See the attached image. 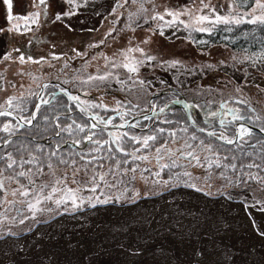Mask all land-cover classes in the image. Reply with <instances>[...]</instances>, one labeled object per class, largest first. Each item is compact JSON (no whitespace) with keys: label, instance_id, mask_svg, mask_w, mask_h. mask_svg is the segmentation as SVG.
I'll return each instance as SVG.
<instances>
[{"label":"rangeland","instance_id":"rangeland-1","mask_svg":"<svg viewBox=\"0 0 264 264\" xmlns=\"http://www.w3.org/2000/svg\"><path fill=\"white\" fill-rule=\"evenodd\" d=\"M115 2L116 0H89L87 7L79 9L76 16L65 17L63 22H53L55 14L67 8L63 0H48L47 15L44 14L43 5L33 6V0H12L13 16L40 13L38 24L32 25L31 31L20 35L7 31L11 26L6 17L7 6L4 0H0V29H4L0 31V58L5 53H11L17 61L0 63V87L4 89L0 91V105L9 97H15L13 103L26 106L31 103L27 95L32 91L36 94L40 83L47 81L71 86L73 90H93L94 87L81 81L90 74H95L97 69L104 71L105 57H115L119 61L122 59L117 55L119 50L138 45L155 59L140 70L139 78L145 84L132 86L136 103L141 97L144 106L149 102L152 91L176 85L175 79H181L188 84L179 88L187 101L197 103L198 100L207 98L201 104L221 101L233 103L232 99L237 98L251 105L254 112L264 120V59L234 52L222 44L191 42L186 37L185 28L179 30L182 25L165 28L163 36L158 33L153 35L149 29H155L156 22L145 23L143 15H130L138 12L139 5L130 4L117 9L115 15H108ZM155 2L157 10L163 11L164 6L178 8L190 5L192 0ZM228 2L229 0H212L222 16L228 14ZM196 3L198 5L199 0ZM253 6L254 0L251 7ZM246 11L237 9V12ZM19 23L23 25V21ZM66 25H70L71 30ZM133 28L135 31L131 30ZM90 29L94 31H89ZM110 31L111 36L108 35ZM149 37L147 44L140 42ZM17 48L19 51H15ZM73 49L84 55L78 56ZM20 55L25 56L24 64L18 62ZM54 56L60 58L54 59ZM28 57L32 59L28 60ZM248 57L252 60L246 59ZM171 61H179L180 64L170 67ZM221 61L224 63L221 64ZM206 64H212L215 70L202 69V65ZM21 71L23 76L19 75ZM110 88L118 91L115 84ZM119 95L124 96L125 93L119 91ZM110 100L115 102L114 99ZM179 112L182 114L181 110ZM52 115L50 122L54 121L55 114ZM175 120L168 125L169 131H176L180 144L184 141L191 144L199 142L195 151L200 155H210L200 145L203 139L195 135L197 139L192 140L194 133L185 124L181 127L180 120ZM185 128L187 132L183 131ZM34 130H38L37 127ZM168 139L171 138L167 135ZM161 141L166 140L161 139L157 144ZM168 147L174 150L177 144L169 143ZM211 147L221 154L216 145ZM234 151L239 154L240 150ZM232 152L233 150H227L221 156L232 155ZM155 155L154 152L149 154L151 163L135 161L132 165L139 164L141 170L151 168L155 171ZM189 171L194 176L204 175L200 168L190 167ZM143 176L148 178L147 182L141 178L139 171L135 180L130 182L133 183L132 196L131 199L130 196L126 197L124 205L106 204L69 214L39 225L29 234L0 239V264H185L184 246L173 233L177 231L178 224H189L193 219L190 214L199 217L201 222L219 221L230 226L227 234L222 232L221 235L224 236V243L234 250L233 264H264L261 259L264 253H248L251 245H255L259 251L262 242L252 234L247 217L238 203L217 195L206 196L182 184L172 187L154 185L150 173L145 172ZM162 177L168 179L167 170L162 173ZM223 183L213 175L212 192L215 193L216 188ZM226 191H231L234 195L237 193L232 188ZM106 192L112 194L114 190ZM136 192L140 196L135 197ZM254 215L259 218V214Z\"/></svg>","mask_w":264,"mask_h":264},{"label":"snow or ice","instance_id":"snow-or-ice-1","mask_svg":"<svg viewBox=\"0 0 264 264\" xmlns=\"http://www.w3.org/2000/svg\"><path fill=\"white\" fill-rule=\"evenodd\" d=\"M4 3L7 6L6 17L11 25L7 31L24 35L32 30V25L38 24L39 12L13 16L12 0H4ZM241 3L242 0H229L228 14L222 16L217 11V5L212 4V0H199L198 5L196 0H192L190 5L186 4L178 8L164 6L163 11L157 10L158 6L155 0H116L108 15H115L117 9H123L130 4L139 5L138 12L130 15H143L145 23L156 22V28L149 29V31L153 35L158 33L161 36L164 35L165 28L181 25L185 29L207 32L209 35L211 29L204 27L205 24L213 26L239 25L241 23L264 25V0H254V6L246 12H237ZM63 4L67 5V8L57 12L52 18L53 22H63L65 17L76 16L79 9L87 7L89 0H63ZM39 5L44 6L43 11L47 15L48 0H33V6ZM145 5H151V7ZM182 17H187V19H182ZM13 21L16 23H12ZM19 21H23V25ZM66 27L71 30L70 25H66ZM129 27L131 28V25ZM131 30L135 31L134 28ZM0 31H4V29H0ZM89 31H94V29ZM108 35L111 36L112 32L110 31ZM149 39L150 37L142 39L140 42L147 44ZM129 44H131V40ZM94 46L98 47L99 45ZM90 47L92 46L90 45ZM15 51H19V49L17 48ZM73 51L78 56L84 55L76 49ZM117 55L122 59L117 61L115 57H105L104 71L97 69L95 74H90L81 83L90 85L97 91L102 88H110L115 84L117 89L124 92L126 96L133 92V85L143 86L145 81L139 78L140 70L155 58L148 56L144 49L138 45L123 48ZM53 58L59 59L60 57L54 56ZM31 59L28 57V60ZM246 59L252 60L251 57ZM258 59H264V53ZM4 61L17 62L11 53H5L0 58V63ZM18 62L24 64L25 56L20 55ZM34 62L40 63V61ZM179 64V61H171L169 66L175 67ZM204 68L215 70L212 64L202 65V69ZM186 70L192 71V69ZM19 75L23 76V71ZM0 79H2V75H0ZM47 87L48 85H43V88ZM3 90L0 87V91ZM63 94L73 103L86 105V107L80 108L81 112H87L88 109H99L100 112H111L116 115L102 116L100 112L93 111L84 123L73 120L71 124L66 125L59 123L60 117L56 116L54 119L57 121L55 124L57 131L54 135L66 134L68 140L57 141L48 150L43 145H36L32 150L17 148L16 154L12 151L0 153V239L16 235L10 227L6 228L5 226L10 221L16 223L17 216H19L18 223L24 224L28 219L35 221L38 213L42 214L61 208L65 211L78 210L86 203L89 206H94V200L106 203L107 200H100L97 193L102 195L104 188H114L118 184H123L125 177L129 182L135 180L139 171L145 182L148 178H145L143 173H150L154 185L172 187L182 184L197 192H202L206 196L217 195L233 203H238L244 216L247 217L252 234L262 242L259 251L255 245H251L248 249L249 255L264 253V140L259 141L261 147L259 150H255V144L250 143L254 136L252 129L244 123H239L244 120L255 123L259 117L254 119L251 115L243 114L239 108H229L227 101L221 102L220 108L223 110L224 118L220 120V124L223 129L232 125V135L228 136L224 131H221L218 136L216 132H209L208 135L217 136L224 143L235 145L240 150L239 154L233 150L232 155L221 156L210 145H204V142L200 141V145H203L206 152L210 154L200 155L195 151L193 144L184 141L181 145L177 139L176 131H169L168 136L171 139L161 141L159 144L157 141L165 133L164 128L154 129L155 134L143 137L133 135L129 131H122L124 128H134L139 123V121L137 123L115 122L117 120L125 121L134 109L140 107L138 103H133L130 99H117L115 106H110L103 103V96L85 101L81 100L79 96L71 95L67 90H64ZM84 95H88V92L85 91ZM38 99L40 102L35 105L36 112L40 111L42 105L50 103L42 96H38ZM14 100L15 97H9L6 101L10 108L13 107ZM173 103H179V101L176 100ZM235 103L240 104L243 101L236 100ZM153 107L155 106L153 105ZM184 107L190 106L185 104ZM160 111L163 112L164 109L161 108ZM11 115L12 113L9 111H0V116ZM211 115L218 116L220 113L212 112ZM144 118L149 119L148 116ZM21 119L31 125L36 116L32 115L30 119L21 117ZM162 123H170V121L165 120ZM14 127L17 126L12 125L11 122L4 123L0 126V132L14 134ZM109 128L114 131H108L107 135H103ZM97 130L101 135H98ZM183 131L187 132V129L185 128ZM200 131L204 130L200 129ZM260 131L264 132V127ZM75 135H79V138H73ZM191 139L196 140L197 138L192 135ZM11 143V140H3V145ZM63 143L70 144L68 151L61 150ZM169 143H175L177 147L173 150L168 147ZM86 144H91L93 147L85 149L84 145ZM245 145L252 147L255 153L246 151ZM152 152L156 154L154 157L157 163L155 171L151 168L141 170L139 164L131 166L135 161L151 163L149 154ZM161 161L164 162L161 163ZM190 167L202 169L204 175L194 176L189 171ZM165 170L168 171V179L162 177ZM213 175L224 182L216 188L215 193L212 192ZM228 188L240 191L234 195L233 192L226 191ZM135 195L139 196L140 193L136 192ZM12 212H15L16 215H11ZM254 213L259 214V218ZM190 215H193V219L189 224H178L177 231L173 233L177 236L178 242L184 246L185 264H233L234 250L224 243V236L221 235L222 232L226 235L230 226L219 221L208 222L205 220L201 222L199 217H195L194 214ZM261 259L264 260V255L261 256Z\"/></svg>","mask_w":264,"mask_h":264},{"label":"flooded vegetation","instance_id":"flooded-vegetation-1","mask_svg":"<svg viewBox=\"0 0 264 264\" xmlns=\"http://www.w3.org/2000/svg\"><path fill=\"white\" fill-rule=\"evenodd\" d=\"M57 84H59V86H56ZM112 88L101 89L99 91L95 90L92 93H88V95H84L83 91L81 90L80 91L73 90L71 88L64 87L60 83H56L53 85H49L47 88H43V87L39 88L36 94H34V91H32L31 94L27 96L30 98L31 103H27L26 106L23 105L18 106V103H13V107L10 108L6 102L1 104L0 111H9L12 113V115L0 116V126H2L4 123L11 122L12 125L17 127L13 128L14 134L11 135L0 132V153H4L6 151H12L14 154H16L15 150L17 148L21 150H23L24 148H27L28 150H32L36 145H43L45 149L48 150L50 147L54 146L57 141L64 142L68 140L69 138L66 136V134H62L61 136L54 135L55 131H57V129L55 128V124L57 123V121L54 119V121L50 122L49 119L51 116H53L52 114H55L54 117L56 116L60 117V120L58 121L59 123L66 125V124H71L73 120H76L79 123H84V121L88 118V116L92 115L93 111L100 112L99 109H95V110L88 109L87 112H81L80 108L86 107V105L82 106L79 105L78 103H73L71 100L68 99L67 96L63 94L64 90H67L71 95L79 96L81 100H85V101H91L94 100V98L96 97L103 96V103L108 104L110 106H115L117 99L119 100L130 99L133 101V103H136L132 93L128 94L127 96L126 94L124 96H120L119 90L117 91L116 89H112ZM169 92H172L173 96H171L170 98H164L161 104L159 103L158 100L153 99L152 102L147 101V103L144 106H142V99L140 97L138 102L140 107L134 109V111L126 117L125 121L117 120L115 122L137 123V121H139L137 126L134 128L122 129V131H129L133 135H137V133L145 130H150V128L153 127L156 123H161L162 121L167 120L166 119L167 111L173 109L172 107L182 106V103L179 101V103H175L174 105H172L171 108L168 107L169 109L168 108L167 110L165 109L166 111L164 113L162 114L158 113L160 109L164 107V104L167 101L180 99L179 92H176L174 88ZM38 96H42L44 99L49 100L50 103L48 105H42L40 111L36 112L35 105L40 102ZM20 97L22 98L23 96L20 95ZM110 99H114L115 102H112ZM236 100H240V99L234 98L233 103L227 102L228 107L239 108L241 109L243 114L251 115L254 119L258 116L257 113H255L254 110H251L245 102L236 104L235 103ZM220 104L221 102L218 104H210L204 108H201L196 105L190 106V104H188L190 106L188 107V109L191 112L194 110V115L197 116V118H199L200 121L202 120L203 124H205L206 126H212V128L214 129L213 132L218 133L219 132L218 130L223 129L221 127L220 120L224 118L223 110H221ZM153 105L155 107H153ZM212 112L220 113V115L212 116L211 115ZM100 114L102 116L116 115L115 113H111V112L109 113L100 112ZM32 115H35L36 119L32 121L31 125L27 124L26 120L21 119V117L30 119ZM139 115H143V116L141 118H136ZM145 116H148L149 119H145L144 118ZM13 117H15V119H13ZM228 118L229 119L231 118L230 115ZM258 120H256L255 123H250L248 120H244L239 123L253 125L260 128L264 127V124L260 123ZM164 124L165 123H163V125ZM35 127H37L38 130H34ZM108 131H114V129L111 128L107 129L105 133H103V135H107ZM97 133L98 135H101L98 130ZM73 138H79V135H75ZM4 139L11 140L12 143L8 145H3ZM259 139L261 140V138ZM92 147L93 145L91 144L84 145L85 149H90ZM69 148H70L69 143H63V148L61 150L68 151ZM76 150L79 151L80 149H76ZM131 166L134 167V165ZM132 186L133 183H130L126 177L125 182L123 184H118L117 187L114 188H104L103 194L101 195L97 193V195H99L100 200H107V202L103 204H107L108 202H114V201L118 203H123L126 197L131 194ZM107 190H109L110 192L114 190V192L112 194H108L106 192ZM85 195H88V193H85ZM116 198H118V200H116ZM93 202H95L96 204L99 203L96 202L95 200ZM52 207L55 208V206ZM88 207L89 205L86 203L78 210L65 211L63 208H61L54 211H46L42 214L38 213L37 219L35 221L32 219H28L25 221L24 224L18 223L19 216H17L16 223H12L10 221L8 225H6L5 227L6 228L10 227L11 231L13 233H16V235L10 237H18L20 235H23L24 233L30 232L36 224L50 222L59 217L68 215L72 212L87 210ZM96 207L99 206L97 205ZM25 214L27 215V213ZM11 215H16V213L12 212ZM7 237L9 236H5L4 238Z\"/></svg>","mask_w":264,"mask_h":264},{"label":"trees","instance_id":"trees-1","mask_svg":"<svg viewBox=\"0 0 264 264\" xmlns=\"http://www.w3.org/2000/svg\"><path fill=\"white\" fill-rule=\"evenodd\" d=\"M252 4H253V0H242L241 7L239 8V10L246 11L248 8H250L252 6ZM204 27L211 29L210 35L207 32H196V31H192L191 29H185V34H186V37L188 38V40L191 42H194V43L201 42V43H205V44H222L226 48H229L230 50H232L234 52H242V53H245L248 55H254L253 57L256 59H258L259 56H261V54L264 53V25L241 23L239 25H236V24H231V25L220 24V25L213 26V25L205 24ZM175 82H176V85H172L171 86L172 88L176 87L177 89H179L181 87L188 85L187 81L181 80V79H175ZM183 82H186V84H184ZM164 96L166 97V95H163V96L157 97L156 100H158L159 103L161 104V102H163ZM206 99L207 98L198 100L197 103H193V102L189 101L191 103L190 106L196 105V106H199L201 108L207 107L210 104H201V102H204ZM211 104H214V103H211ZM247 105H249V104H247ZM174 108H176V107H173V109H171L173 111H171V110L167 111L166 119L168 121H170V120L176 121L175 119L180 120L181 127H183V124H185L189 128V130H191L194 133V135H197L201 139H203L204 143H208L211 146L216 145L217 148L221 152L220 155L224 154L227 150L238 149L235 147V145L221 144V143H219V142H217L211 138H209V139H208V137L206 138V136L201 134V133H198L197 131H195L193 128H191L188 125V121H187L186 114H185L184 110H182L181 108H178V109H174ZM180 110H181L182 114L179 112ZM206 112H208V111H206ZM190 115L195 120V122H197V124L200 125V127H204L207 130H211V131L214 130L212 128V126L204 125L202 123V120L200 121V119L194 115V110L192 112L190 111ZM257 117H259V116H257ZM259 119L260 120H258V121L260 123H264L263 119H261L260 117H259ZM172 121H170V123H165L164 125L162 122L156 123L153 127L150 128V130H145V131L139 132V133H137L136 136L143 137V136L148 135V134H155L153 131L154 129L164 128L166 131L160 137L159 140H161V139L167 140V135L169 132V126L168 125H170L171 123H174ZM218 131H219V133L221 131H224L228 136H231L232 135V126L229 125L227 129H222V130H218ZM253 133H254V136H253L252 140L250 141V143L255 144V150H259L261 147V144L259 143V141L264 140V137L262 135L258 134L257 132H253ZM142 134H143V136H142ZM259 138H261V140ZM159 140L157 142H159ZM168 140H170V139H168ZM192 144L195 146V149H197V145H199V142L194 141ZM136 147H139V145H137ZM245 150L248 152H254L255 153V150L252 147H249L248 145H245ZM234 190L236 192L240 191L237 189H234ZM35 227H37V225ZM32 231H33V229L30 232H28L27 234L31 233ZM18 237H20V236H18ZM12 238H16V237H12Z\"/></svg>","mask_w":264,"mask_h":264},{"label":"water","instance_id":"water-1","mask_svg":"<svg viewBox=\"0 0 264 264\" xmlns=\"http://www.w3.org/2000/svg\"><path fill=\"white\" fill-rule=\"evenodd\" d=\"M161 93H163V91H162ZM161 93H160V94H161ZM179 101L183 104V108L186 110V108L184 107V105L187 104V101H186L184 98H181ZM173 104H174L173 101H171V102L167 103V104L163 107V109L165 110L167 106H171V105H173ZM163 112H164V111H163ZM163 112L160 111V112H158V113L160 114V113H163ZM186 118H187V121H188L189 125H190L194 130H196V131H198V132H201V133L205 134L206 136H208L209 138H213V139H215L216 141H218V142H220V143H222V144H226V143H224V141L218 139L217 136H209V135H208V133H209L208 131H206V130H204V129H203L204 131H200L201 128L197 127V126L195 125V123L192 121L191 117H190L189 114H188V110H186ZM245 125L248 126V127H250L252 130H254V131H256V132H258V133H260L261 135L264 136V132H261L259 128H257V127H252V126H249V125H247V124H245ZM226 145H229V144H226ZM116 200H118V198H116ZM93 204H94V206L96 205L95 202H93ZM98 205H101V203H98ZM94 206H91V207H94Z\"/></svg>","mask_w":264,"mask_h":264},{"label":"bare ground","instance_id":"bare-ground-1","mask_svg":"<svg viewBox=\"0 0 264 264\" xmlns=\"http://www.w3.org/2000/svg\"><path fill=\"white\" fill-rule=\"evenodd\" d=\"M207 138V137H206ZM209 139V138H208ZM213 141V140H212ZM215 142V141H214ZM216 143V142H215ZM223 146V145H222ZM227 147V146H226ZM231 147V146H230Z\"/></svg>","mask_w":264,"mask_h":264}]
</instances>
